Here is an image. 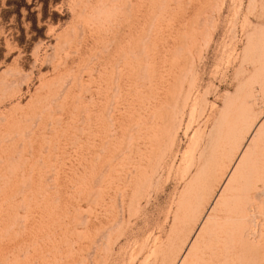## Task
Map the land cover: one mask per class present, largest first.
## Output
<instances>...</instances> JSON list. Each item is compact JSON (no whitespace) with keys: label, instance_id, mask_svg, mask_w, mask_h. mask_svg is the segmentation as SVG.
I'll list each match as a JSON object with an SVG mask.
<instances>
[{"label":"rangeland","instance_id":"obj_1","mask_svg":"<svg viewBox=\"0 0 264 264\" xmlns=\"http://www.w3.org/2000/svg\"><path fill=\"white\" fill-rule=\"evenodd\" d=\"M0 264H264V0H0Z\"/></svg>","mask_w":264,"mask_h":264},{"label":"bare ground","instance_id":"obj_2","mask_svg":"<svg viewBox=\"0 0 264 264\" xmlns=\"http://www.w3.org/2000/svg\"><path fill=\"white\" fill-rule=\"evenodd\" d=\"M18 2H19V0H18ZM34 3V2H33ZM32 8V7H31ZM20 9V8H19ZM20 11V10H19ZM35 13V12H34ZM22 18V17H21Z\"/></svg>","mask_w":264,"mask_h":264}]
</instances>
